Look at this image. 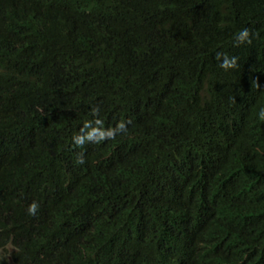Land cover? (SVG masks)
Listing matches in <instances>:
<instances>
[{
	"label": "trees",
	"instance_id": "16d2710c",
	"mask_svg": "<svg viewBox=\"0 0 264 264\" xmlns=\"http://www.w3.org/2000/svg\"><path fill=\"white\" fill-rule=\"evenodd\" d=\"M261 106L264 0H0V264H264Z\"/></svg>",
	"mask_w": 264,
	"mask_h": 264
},
{
	"label": "clouds",
	"instance_id": "9594fccd",
	"mask_svg": "<svg viewBox=\"0 0 264 264\" xmlns=\"http://www.w3.org/2000/svg\"><path fill=\"white\" fill-rule=\"evenodd\" d=\"M247 36V29H244L240 34L238 39L240 41H243L244 38ZM221 55H223V59L219 62V66L221 68H231L236 65V57L232 56L229 57L227 54L217 53V57L219 58ZM95 109L93 110V114L95 115ZM257 118L264 120V106L259 107L257 111ZM102 124V121L99 119H95L94 122L86 121L84 123L83 128L80 130L82 134H76L73 136V142L76 145H82L86 140L87 141H93V142H99L105 138H111L114 136L116 132L121 131L124 129L125 125L124 122H118L115 129L108 128L103 129L102 127H97ZM84 129H88V131H84ZM82 162V159H81ZM39 205L33 201L30 203L27 207V212L29 215H35L37 212Z\"/></svg>",
	"mask_w": 264,
	"mask_h": 264
}]
</instances>
